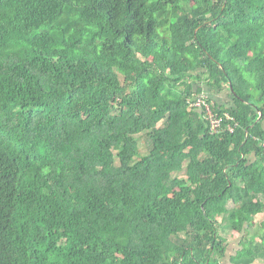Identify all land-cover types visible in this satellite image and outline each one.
Here are the masks:
<instances>
[{
  "label": "trees",
  "instance_id": "16d2710c",
  "mask_svg": "<svg viewBox=\"0 0 264 264\" xmlns=\"http://www.w3.org/2000/svg\"><path fill=\"white\" fill-rule=\"evenodd\" d=\"M259 260L264 0H0V264Z\"/></svg>",
  "mask_w": 264,
  "mask_h": 264
},
{
  "label": "rangeland",
  "instance_id": "374dc122",
  "mask_svg": "<svg viewBox=\"0 0 264 264\" xmlns=\"http://www.w3.org/2000/svg\"><path fill=\"white\" fill-rule=\"evenodd\" d=\"M209 93H210V91H209ZM215 97L218 100V102L223 104V105H228L232 102V98H231V95H230V92L228 89H226L225 92L221 95H215ZM139 139H140L142 144H145L146 134L139 136ZM143 151H144V153L147 152V150L144 148H143ZM262 219H263V216H260L256 219L257 223L255 224V227L251 229V234H253L255 232V230L260 227L259 224L262 222ZM225 235H226V237H228V241L230 243L229 257L226 260V262L229 263L230 258L233 255H235L236 251L241 249L240 245H239L240 234L237 232H233L231 230H228L225 233ZM255 264H264V262L263 261H257Z\"/></svg>",
  "mask_w": 264,
  "mask_h": 264
},
{
  "label": "built area",
  "instance_id": "2783aa9c",
  "mask_svg": "<svg viewBox=\"0 0 264 264\" xmlns=\"http://www.w3.org/2000/svg\"><path fill=\"white\" fill-rule=\"evenodd\" d=\"M204 99L205 98L198 99L197 101L193 102L191 106L197 109H203L205 111V118L207 121H209L212 132L218 133L222 129L223 119L219 118V115L212 111L210 105L206 103ZM228 119H231L230 116H228ZM230 130L233 132L232 128H230Z\"/></svg>",
  "mask_w": 264,
  "mask_h": 264
},
{
  "label": "crops",
  "instance_id": "0c3cea01",
  "mask_svg": "<svg viewBox=\"0 0 264 264\" xmlns=\"http://www.w3.org/2000/svg\"><path fill=\"white\" fill-rule=\"evenodd\" d=\"M260 261V260H259Z\"/></svg>",
  "mask_w": 264,
  "mask_h": 264
}]
</instances>
